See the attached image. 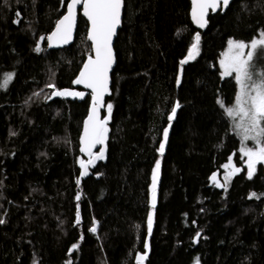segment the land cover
<instances>
[{"label":"trees","instance_id":"obj_1","mask_svg":"<svg viewBox=\"0 0 264 264\" xmlns=\"http://www.w3.org/2000/svg\"><path fill=\"white\" fill-rule=\"evenodd\" d=\"M68 2L0 0V83L15 74L0 87V264H264V167L222 178L242 140L226 111L238 82L219 64L230 41L261 37L264 0H233L204 32L190 0H125L107 150L92 164L81 136L93 97L74 83L89 23L80 14L70 46L47 39ZM53 83L84 95L54 96Z\"/></svg>","mask_w":264,"mask_h":264},{"label":"snow or ice","instance_id":"obj_2","mask_svg":"<svg viewBox=\"0 0 264 264\" xmlns=\"http://www.w3.org/2000/svg\"><path fill=\"white\" fill-rule=\"evenodd\" d=\"M83 3L84 15L91 21V32L89 38L93 41L95 58L89 56L87 63L80 72L79 77L74 81L75 84H84L92 90L93 111L89 115L88 121L84 125V147L81 149L89 154L88 164L94 163L97 159L104 158V152L94 155L91 151L95 144H103L107 134V120L101 121L97 116V108L102 104L103 95L108 91L109 72L114 63V53L112 49V38L115 35L117 26L120 23L121 10L124 6V0H72L68 6V15H66L57 24L56 31L47 39L57 44H67L72 36V31L75 26V8L79 3ZM230 0H193V19L200 27L207 24L206 14L209 8L216 9L219 7L227 8ZM44 40V37L40 38ZM200 37L197 34L196 43L192 45V50L189 52L188 59H194L198 54V45ZM50 47L52 44L50 43ZM229 53L226 58L221 61L223 66V75L232 76L235 73V79L240 85L239 95L236 97L235 106L228 108L227 115L229 117H239L240 122L236 127L241 130L243 141L249 139L254 140L258 145L257 148L243 147L241 151L247 157V174L251 178L259 163H264V72L260 73L257 79H253L254 67L252 61L257 50L264 51V32L261 33V38L251 42V51L245 56V49L249 47L244 42H229ZM36 51H41L37 46ZM187 62V61H184ZM14 73H7L3 76V81L0 87L6 88L14 77ZM48 87L54 89V96H71L82 97L84 93L76 92L68 89L55 90V84H49ZM222 103V102H221ZM223 106V105H222ZM109 114L112 106H108ZM180 105L177 103L176 108ZM176 108H173L172 115L169 119H173L176 115ZM164 143H161L159 151L165 150V144L168 138V130L163 133ZM81 166L85 168L84 175L87 174V165L81 160ZM225 168H232L231 164L225 165ZM160 163H156L153 172L152 184V208L156 205V182L159 174ZM240 168H235L225 176V180L230 176L240 172ZM216 177L213 176L215 181ZM224 187V185H219ZM253 196L256 194L253 193ZM79 199V197H77ZM4 223L0 220V224ZM153 224V216L148 218V233L151 234ZM92 232L96 228L91 229ZM197 233V238H199ZM76 247V246H74ZM147 247V245H146ZM139 261L143 262L146 259V254L138 257Z\"/></svg>","mask_w":264,"mask_h":264},{"label":"water","instance_id":"obj_3","mask_svg":"<svg viewBox=\"0 0 264 264\" xmlns=\"http://www.w3.org/2000/svg\"><path fill=\"white\" fill-rule=\"evenodd\" d=\"M190 1H191V11H190L191 20H192L194 26H195L200 32H204V31H206V29L208 28V26H209V18H210V16H211V14H216V13H218L219 11L225 12V11L229 8L230 4L233 2V0H230V3H229V5H228L227 8H223V7H219V8H216V9L209 8L208 11H207L206 17H205L206 20H207V24H206V26H204V27H200V25L197 24L196 21L193 19L192 12H193V8H194V4H193V0H190ZM71 2H72V0H69V2H68V4H67V8H66V12H65V14H64V15H63V16L57 21V23H56L54 29L52 30V32L50 33L49 36H51L52 33L56 31V28H57V24H58V22H59L60 20H62L66 15H68V6L71 4ZM124 10H125V0H124V6H123V8H122V10H121L120 23H119V25L117 26L116 31H115V35H114L113 38H112V44H111V46H112L113 53H114V63H113L112 68H111V70H110V72H109L108 91L103 95L102 104L99 105L98 108H97V116H98V119L101 120V121H104V111L106 110V106H107V98H108V96H109V94H110V91H111V88H112V84H113V72H114V70H115V68H116V66H117V53H116V50H115V43H116V39H117V37H118V35H119V31H120V29H121V26H122V24H123ZM80 14H81L84 18H86L87 21H88V23H89V35H90V32H91V21H90L85 15H84V7H83V3L81 2V3L77 4V5H76V8H75V26H74V28H73L72 36H71L70 41H69L67 44H62V43L57 44V43H53L52 41H49V40H48L49 45H50V43L52 44L51 48H54V49L64 48V47L70 46V45L74 42V40H75V35H76V31H77V27H78V22H79ZM89 39H90V38H89ZM90 42H91V44H92V49H93L92 57L95 58V51H94L93 41L90 39ZM188 60H190V59H188ZM87 61H88V58L86 59L84 65L87 63ZM185 63H187V62H185ZM84 65H83V67H84ZM83 67H82L81 71L83 70ZM81 71H80V72H81ZM79 74H80V73H79ZM78 77H79V75H78ZM78 77H77V78H78ZM78 86H80V87H82L83 89H85V90H86V93H87V92H91V93H92V90L89 89L86 85H84V84H80V85H78ZM93 103H94V102H92V104H91V107H90V110H89V113H88V116H87L85 122L88 121V117H89V115L92 114V111H93ZM84 125H85V123H84ZM83 137H84V128H83V132H82V136H81V148L84 147V144H83ZM106 150H107V145H106V142H105V141H104L103 144H95V145L92 147V149H91L92 153H94V152H99V153H100L101 151H103V152H104V155L106 154ZM82 152L85 153V154H88V153L85 152V151H82ZM217 181H220L219 178L217 179Z\"/></svg>","mask_w":264,"mask_h":264},{"label":"rangeland","instance_id":"obj_4","mask_svg":"<svg viewBox=\"0 0 264 264\" xmlns=\"http://www.w3.org/2000/svg\"><path fill=\"white\" fill-rule=\"evenodd\" d=\"M260 38L261 37L255 38L253 40L260 39ZM253 40H251V41H234V42H244V43H246V44L249 45V47L244 50L245 51V56H246L247 52H249V51L252 50L251 47H250V45H251V42ZM229 47H230L229 45L226 47V49L224 50V52H223V54H222V56L220 58V61H219V64H220L222 73H223L224 69H223V66L221 64V61L224 60L226 58V55L229 53ZM251 63L253 65V67H254L253 79H257L258 76H259V74L262 73V72H264V51H261L260 49H258L257 52H256V54L254 55L253 61ZM233 76L235 77V73H233ZM239 92H240V85L238 83V94H237V96L239 95ZM234 106H235V103H234ZM104 120H107V123H108L109 118L108 117L107 118H104ZM232 120H233L234 129H235V131L237 132V134L240 136V138L242 140L241 130L236 127V124H238L240 122V118L238 116L235 117V118L232 117ZM106 127H107V134H106V137H105V140L104 141H106L107 135H108V125L107 124H106ZM245 146L248 147V148H253V149H255V148L258 147V145L256 144V142L254 140H251V139H249L247 141H243L242 140V145H241V148H240V152L242 154V163L241 164H236L234 158L229 162V164L232 165V168H225V171H224V173L222 175V178H223V180L225 182L229 181L232 178L233 175L230 176V178L227 179V180H225V176L229 172L233 171L235 168H241V167L246 168V174H247V157L241 151V149L243 147H245ZM94 155H97V153H94ZM86 156H87L86 157L87 160H89V155L86 154ZM260 166H263L264 167V163L257 164L254 175L256 174V172H257V170L259 169ZM254 175L251 178H253ZM247 176H248V174H247Z\"/></svg>","mask_w":264,"mask_h":264},{"label":"bare ground","instance_id":"obj_5","mask_svg":"<svg viewBox=\"0 0 264 264\" xmlns=\"http://www.w3.org/2000/svg\"><path fill=\"white\" fill-rule=\"evenodd\" d=\"M52 32V31H51ZM50 35V34H49ZM49 37V36H48ZM48 44H49V42H48ZM54 49V48H53ZM113 85V84H112ZM112 89V88H111ZM86 91V90H85ZM111 92V91H110ZM94 153H97V154H99V152H94ZM93 153V154H94ZM85 154V153H84ZM87 155H89V154H87Z\"/></svg>","mask_w":264,"mask_h":264}]
</instances>
